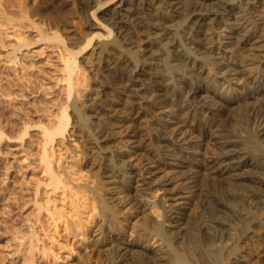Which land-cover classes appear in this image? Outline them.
<instances>
[{"label": "rangeland", "instance_id": "374dc122", "mask_svg": "<svg viewBox=\"0 0 264 264\" xmlns=\"http://www.w3.org/2000/svg\"><path fill=\"white\" fill-rule=\"evenodd\" d=\"M98 1L41 0L38 4L41 14L33 23L24 20L10 24L0 18L3 43L2 46L0 42V264H121L123 261L126 264H187V261L188 264H235L236 260L237 264H264V142L259 141L256 133L264 127V94H256L255 99L244 95L254 85L264 87V40H261L264 37L257 39L261 43L253 50L241 49L230 39L233 44L215 43V51L203 53L186 41L187 17L171 16L170 38L161 41L163 51L157 65H145L132 45L119 41L116 31L98 19L102 7L108 8L118 0ZM182 1L188 5L199 2ZM228 1L235 7L231 11L233 15L230 13L214 24L217 30L212 34L213 39L224 34L234 37L239 31L256 35L258 30L254 29L257 27L253 21L250 23L251 18L261 14V9L264 13V7L256 9L252 7L254 4L241 0ZM151 3L158 11L172 13L164 8L163 0H151ZM216 3L218 0H204L202 8L211 11L217 8ZM92 11L98 16L92 17ZM247 24L251 25L249 30L245 28ZM36 26L50 35L48 31L55 32L58 28L61 43L39 37ZM158 36V40L164 38L161 33ZM84 37L94 39L74 57L80 83L74 85L67 97L66 81L62 80L64 74L67 77L61 60L65 54L62 49L78 50L85 42ZM171 41L177 42L180 49L183 47L185 55L203 60L198 78L190 61L174 59ZM94 43L98 44L97 48ZM14 47V54L8 56ZM226 57L233 64L239 61L237 64L243 66L238 81L237 76L233 79L222 70L220 63ZM102 64H109L113 68L110 70H116L121 78L112 80L103 72ZM131 76L144 77L145 83L132 85ZM71 79L74 84L76 77ZM153 83L158 89L150 90ZM189 83L205 84V107L188 96ZM5 85L12 92L7 97L3 93ZM141 86L147 88L139 90ZM234 98L236 102L232 101ZM62 104L71 114L67 129L62 135L54 136L52 148H47L52 149L48 152L53 159L51 168L57 171L54 173L61 178L62 185L65 184V188L61 184L55 188L48 185V175L44 165L41 166V136L55 120ZM23 120L29 127L26 135L17 138ZM172 121L185 128L183 136H176L178 139L166 129L173 127ZM162 135L170 139L164 143ZM181 137L186 141L180 142ZM225 137L232 140L237 152L234 166L237 167L240 158L248 162L229 173H235L231 175L233 179L228 175H223V179L204 169L209 156L222 151L213 144V138ZM189 156L193 159L190 170L203 165L196 175L198 190H191L190 183L183 179L188 167L176 165L180 164L179 159ZM39 204L43 205L41 209ZM176 218H180L181 226L173 222ZM29 242H34L36 247L32 263L27 262L24 253Z\"/></svg>", "mask_w": 264, "mask_h": 264}, {"label": "bare ground", "instance_id": "6f19581e", "mask_svg": "<svg viewBox=\"0 0 264 264\" xmlns=\"http://www.w3.org/2000/svg\"><path fill=\"white\" fill-rule=\"evenodd\" d=\"M41 0H0V18H2L1 20H3V21H5L6 23L8 22V23H10V22H14V21H28V22H30V23H33L34 21H33V19L35 20V17L37 16V19L39 18L38 16H40V14H41V12L39 11V9H38V4H39V2H40ZM45 2H46V0H44ZM50 1V0H49ZM100 1V0H99ZM98 1V2H99ZM103 1V0H102ZM113 1H115V0H113ZM204 2V0H199V2L197 1V2H189L190 4L188 5V3L186 4H183L184 2L182 1V0H163V3H164V8H166L167 9V11L168 12H172V13H170V14H167L166 12L165 13H163L164 11H158V9H155L154 7H153V5H152V3H153V1H152V3L150 4V2H151V0H150V2L148 1V0H118L117 2H115V3H113L110 7L108 6V8H104L103 9V7H102V9H100L99 11H98V13H99V16L96 14V13H94L93 11L91 12V16L92 17H94V15L96 14L97 16H98V19L99 20H101V21H103V23H105V24H109L110 25V27L112 28V29H114L115 31H116V36H117V38H118V40L119 41H121L122 43H125V45H129V46H131L132 45V47L135 49L134 51L135 52H138L139 53V58H140V62H141V64H147V65H155L156 64V61L158 60V56H160V54H161V51H163V45L161 44L162 42V40H164V39H168V38H170L168 35H169V28H170V26H172V25H170L168 22H169V20H170V18H171V16H177L178 17V15H185L186 17H187V28H184V29H186L185 30V38H186V41L188 42V45H191V46H193V45H195V48L197 47L198 48V50H201L203 53H205L206 51H208L209 50V53H210V51H215V43H217V44H226V46H227V44H233V42H230L229 40L230 39H234L235 40V43H237L238 44V46H240V48L241 49H245V48H248L249 50L250 49H256V47L259 45H256L257 43H261V40H264V38L263 39H261V40H257L258 38H261V37H264V13H263V11H262V9H261V14H259V13H256L257 15H254V12L255 11H253V9H252V11H253V15L254 16H252V14H251V16L252 17H254V18H251V24H252V21L254 22V24H255V27H257V28H254V26H253V28L256 30H258L257 31V33H256V35H252L251 33H249V32H247V31H243L242 33H237V35L236 36H232L233 35V33H232V37H230L229 35L228 36H226L225 34L224 35H222V36H220V39L219 38H217V39H213V36H212V34H213V32H215V29L217 30V28H216V25H214L215 23H217L219 20H222L225 16H227V15H230V13H231V11L233 10L234 11V6L231 4V3H229V1L228 0H218V3H216L217 4V8L216 9H213V10H211V11H209V9H208V11H205L202 7V3ZM206 1V0H205ZM217 1V0H216ZM48 2V1H47ZM51 2H52V0H51ZM50 2V3H51ZM55 2H57V1H55ZM62 2V1H61ZM66 2H67V0H66ZM72 2V1H71ZM81 2V1H80ZM91 2V1H90ZM97 2V3H98ZM241 2H244V3H248V4H254L252 7L253 8H260V7H264V0H241ZM58 3V2H57ZM77 3V2H76ZM42 4V3H41ZM59 4V3H58ZM58 4H56L57 6H59ZM65 3L63 2V5H64ZM70 4V3H69ZM96 4V3H95ZM45 5V4H44ZM55 5V4H54ZM97 5V4H96ZM186 5V6H185ZM40 6V5H39ZM61 6V5H60ZM70 6V5H69ZM99 6L100 5H98V8H99ZM42 7H43V5H42ZM41 7V8H42ZM72 7V6H71ZM76 7V6H75ZM45 8V7H44ZM69 8V7H68ZM95 8V7H94ZM97 8V9H98ZM157 8V7H156ZM205 8V7H204ZM238 8V7H237ZM56 9H58V8H56ZM81 9V8H80ZM50 10V9H49ZM72 10V9H71ZM89 10V9H88ZM239 10V9H238ZM259 11H260V9H258ZM264 10V9H263ZM42 11V10H41ZM43 12V11H42ZM47 12V11H46ZM74 12V11H73ZM244 12V11H243ZM249 12V11H248ZM63 13V12H62ZM70 13V12H69ZM236 13V12H235ZM246 14H247V12H245ZM250 13H251V10H250ZM64 14H65V12H64ZM71 14V13H70ZM73 14V13H72ZM240 14V13H239ZM243 14V13H242ZM242 14H241V16H242ZM44 15V14H43ZM42 15V16H43ZM47 15H48V13H47ZM51 15H53V14H51ZM50 15V16H51ZM55 15V14H54ZM58 15H61L60 13L58 14ZM75 15V14H74ZM231 15H233L232 13H231ZM238 15V14H237ZM237 15L235 16V17H237ZM49 16V15H48ZM47 16V17H48ZM63 16V15H62ZM243 16H245V14L243 15ZM46 17V16H45ZM55 17V16H54ZM58 17V16H57ZM238 17H239V15H238ZM237 17V18H238ZM249 17V16H248ZM41 18V17H40ZM182 18V17H181ZM44 19V18H43ZM58 19H60L59 17H58ZM77 19V18H76ZM79 19V18H78ZM179 19V18H178ZM177 19V20H178ZM239 20H240V17L238 18ZM237 19V20H238ZM46 20H48V18L46 19ZM61 20V19H60ZM40 21V20H39ZM71 21V20H70ZM248 21H250V20H248ZM5 22H3L4 23V25L6 24ZM55 22V21H54ZM56 22H57V20H56ZM59 22V21H58ZM221 22V21H220ZM236 22V21H235ZM234 22V23H235ZM238 22V21H237ZM19 23V22H18ZM22 23V22H21ZM24 23V22H23ZM173 23V22H172ZM219 23V22H218ZM239 23V22H238ZM247 23H249V22H247ZM11 24V23H10ZM9 24V25H10ZM14 24H16V23H14ZM40 24H43V23H40ZM53 24V23H52ZM55 24V23H54ZM240 24V23H239ZM244 24V23H243ZM7 26H8V24H6ZM30 25V24H29ZM33 25V24H32ZM50 25V24H49ZM58 25V24H57ZM66 25V24H65ZM94 25V24H93ZM170 25V26H169ZM248 25V24H247ZM6 26V27H7ZM19 26V25H18ZM22 26V25H21ZM107 26V25H106ZM239 26H241V24L239 25ZM245 26V25H244ZM251 26V25H250ZM249 25L247 26V27H245V28H247V30H249L248 29V27H250ZM35 27V26H34ZM61 27V26H60ZM86 27V26H85ZM109 27V28H110ZM237 27V26H236ZM242 27H243V25H242ZM2 28V27H1ZM8 28V27H7ZM17 28V27H16ZM15 28V29H16ZM22 28V27H21ZM25 28V27H24ZM27 28V27H26ZM30 28V27H29ZM36 28H37V30H38V32H39V34H40V36L39 37H41L42 39H47V40H49V41H56V42H58V43H61V39H60V35L58 34V32H56V30L58 29H55V32H54V30H53V32L52 31H48L49 33L51 32V35L50 34H48L47 32H45V31H43V30H41V29H39V27H37L36 26ZM36 28L34 29V30H36ZM54 28V27H53ZM95 28V27H94ZM100 28V27H99ZM102 28V27H101ZM232 28H233V25H232ZM244 28V27H243ZM19 29V28H18ZM51 29V28H50ZM97 29V28H96ZM104 29V28H103ZM230 29V28H229ZM83 30V29H82ZM91 30V29H90ZM183 30V29H182ZM239 30V29H238ZM237 30V31H238ZM246 30V29H245ZM18 31H21V30H18ZM58 31V30H57ZM101 31V30H100ZM184 31V30H183ZM229 31V30H228ZM233 31V30H232ZM236 31V32H237ZM252 31V30H251ZM37 32V31H36ZM61 32H62V30H61ZM65 32V31H64ZM254 32V31H253ZM252 32V33H253ZM162 34L163 35V39H161V40H158V38L157 37H159L158 35L159 34ZM38 34V33H37ZM88 35V34H87ZM87 35H85V36H87ZM20 36V35H19ZM24 36V35H23ZM22 36V37H23ZM66 36V35H65ZM90 36V35H89ZM93 36H94V34H93ZM212 36V37H211ZM218 36V37H219ZM255 36V37H254ZM16 37V36H15ZM27 37V36H26ZM37 37V36H36ZM38 37V38H39ZM64 37V36H63ZM98 37V36H97ZM162 37V36H161ZM160 37V38H161ZM225 37V38H224ZM20 38V37H19ZM28 38V37H27ZM27 38H25V39H27ZM37 38V39H38ZM80 38V37H79ZM85 38V42H83V44H82V42H81V44L82 45H80L77 49L78 50H76V51H72V50H67V49H62L61 47V49H62V51L64 50V52H65V54H63V57H62V62L64 63V68L63 67H61V68H63V70H64V72H66L67 73V77L65 76V74H64V76H63V78H62V80L63 81H66L65 83H66V85H64L65 87V89L66 90H64V91H67V97L69 96V94H70V91L74 88V85L75 84H77V86L79 85V83H80V79H79V77H78V70H79V67L76 65V61H75V59H74V57L79 53V52H81L82 50H84L87 46H89L90 45V43H91V41H92V39H94L93 37H89V38H86V37H84ZM253 38L255 39V41H253ZM22 38H20V40H21ZM65 39H66V37H65ZM71 39V38H70ZM98 39V38H97ZM96 39V40H97ZM222 39H227V40H222ZM23 40V39H22ZM31 40V39H30ZM171 40V39H170ZM214 40V41H213ZM233 40V41H234ZM31 41H33V40H31ZM35 41V40H34ZM80 41H81V39H80ZM98 41V40H97ZM0 42L2 43V40L0 39ZM99 42V41H98ZM30 43V42H29ZM100 43V42H99ZM102 43V42H101ZM111 43V42H110ZM14 44V43H13ZM54 44V43H53ZM56 44V43H55ZM79 44V43H78ZM17 45V44H16ZM48 45H49V43H48ZM59 45V44H58ZM58 45H56V47H57V49H58ZM94 45H95V43H94ZM97 43H96V48H97ZM110 45V44H109ZM111 45H113V44H111ZM118 45V44H117ZM256 45V46H255ZM2 46H3V43H2ZM13 46V45H12ZM108 46V45H107ZM191 46H189V47H191ZM231 46V45H230ZM229 46V47H230ZM235 46H237V45H235ZM237 46V47H238ZM254 46V47H253ZM74 47V46H73ZM131 47V48H132ZM170 47H172V55H173V57H174V59L175 60H180V59H186L188 62L190 61L191 63H192V67H195V69H196V74H197V78H198V72H200L201 71V69L199 70V68H202L201 66L204 64V62H202L203 60L202 59H199V58H192L191 56L189 57V56H187L188 54H187V52H185L187 55H185L184 53H182V48L180 49V45L179 44H177V42H175V41H171L170 42ZM259 47V46H258ZM12 48V47H11ZM10 48V49H11ZM53 48V47H52ZM60 48H59V51H60ZM92 48H93V46H92ZM110 48V47H109ZM231 48V47H230ZM236 48V47H235ZM240 48H239V50H240ZM8 49V48H7ZM55 49V48H54ZM76 49V48H75ZM75 49H73V50H75ZM100 49V48H99ZM105 49V48H104ZM171 49V48H170ZM185 50H186V48H184ZM15 50H16V48L14 47L13 49H11L8 53H7V55L8 56H12L13 54H14V52H15ZM98 50V49H97ZM133 50V49H132ZM234 50V49H233ZM264 50V49H263ZM58 51V52H59ZM232 51V50H231ZM7 52V51H6ZM61 52V51H60ZM60 52H59V55H62V54H60ZM170 52V51H169ZM201 52V53H202ZM240 52V51H239ZM165 53V52H164ZM207 53V52H206ZM233 53V52H232ZM235 53V52H234ZM89 54V53H88ZM241 54V53H240ZM251 54V53H250ZM253 54V53H252ZM19 55V54H18ZM17 55V56H18ZM208 55V54H207ZM249 55V54H248ZM259 55V54H258ZM5 56H6V54H5ZM241 56V55H240ZM246 56H247V54H246ZM262 56H264V55H262ZM261 56V57H262ZM20 57V56H19ZM60 57V56H59ZM201 57V56H200ZM243 57H244V55H243ZM83 58V57H82ZM85 58V57H84ZM91 58V57H90ZM108 58V57H107ZM18 59V58H17ZM22 59L23 58H21L20 60L22 61ZM113 59V58H112ZM110 60V59H109ZM229 60H231V59H228L227 57H226V60L224 61L223 60V62L222 63H220L219 61V63H220V66L222 67L223 66V68H222V70L223 71H225L226 73H230L229 74V77H230V75L233 77V79L235 78L236 79V76L237 75H240L241 74V72L244 70V69H242L241 68V66L242 65H240V63L239 64H237L238 62H235V61H233V62H235L234 64L231 62V61H229ZM260 60H262V59H260ZM259 60V61H260ZM7 61V60H6ZM106 61V60H105ZM222 61V60H221ZM20 62V61H19ZM23 62V61H22ZM245 62V61H244ZM263 62V61H262ZM9 63V62H8ZM13 63H17L16 61H14L13 60ZM85 63V62H84ZM88 63V62H87ZM159 63V62H158ZM10 64V63H9ZM12 64V63H11ZM22 64H25V63H22ZM110 64V63H109ZM109 64L108 65H103L102 67L104 68V73L108 76V77H110L112 80H119L120 78H121V74H119L118 72H116V70L114 71H112V70H110L112 67H109ZM138 64V63H137ZM161 64V63H160ZM242 64V63H241ZM20 65V64H19ZM80 65H81V63H80ZM157 65V64H156ZM232 65H236L237 66V68H235L234 66H232ZM10 66V65H9ZM13 66H15V65H13ZM21 66V65H20ZM28 66V65H27ZM162 66V65H161ZM22 67H23V65H22ZM26 67V66H25ZM33 67V66H32ZM160 67V66H159ZM243 67V66H242ZM29 68V67H28ZM31 68V67H30ZM82 67H80V69H81ZM149 68H150V66H149ZM179 68V67H178ZM247 68H250V67H248L247 66ZM101 69V68H100ZM113 69V68H112ZM117 69V68H116ZM164 69V68H163ZM27 70V69H26ZM25 70V71H26ZM62 70V69H61ZM63 70H62V72H63ZM143 70V69H142ZM157 70V69H156ZM186 70V69H185ZM137 71V70H136ZM152 71V70H151ZM163 71V70H162ZM189 71V70H188ZM195 71V70H194ZM63 72V73H64ZM80 72V71H79ZM141 72V71H140ZM153 72V71H152ZM155 72V71H154ZM164 72V71H163ZM183 72V71H182ZM244 72V71H243ZM249 72V71H248ZM252 72V71H251ZM26 73V72H25ZM75 74V75H72V74ZM83 73H84V71H83ZM82 73V74H83ZM145 73V72H144ZM147 73V72H146ZM188 73V72H187ZM190 73V72H189ZM218 73H219V71H218ZM225 73V74H226ZM240 73V74H239ZM31 74V73H30ZM82 74H80V76L82 75ZM140 74V73H139ZM191 74H193L192 73V71H191ZM219 74H221V73H219ZM224 74V75H225ZM8 75V74H7ZM83 75H85V74H83ZM189 75V74H188ZM243 75V74H242ZM244 75H246V74H244ZM25 76V75H24ZM76 77V79H75V83L73 84V82H72V79H71V77ZM86 76V75H85ZM140 76H144L145 77V75L142 73V74H140ZM193 77H194V75H192ZM221 76V75H220ZM26 77V76H25ZM131 77H134V76H131ZM144 77H138L137 78V76H135L134 78H132L131 80L130 79H128V80H130L131 81V84L132 85H134L135 83H138L139 84V82H141L142 84L143 83H145V79H143ZM167 77V76H166ZM177 77V76H176ZM240 77H243V76H240ZM254 77V76H253ZM20 78V77H19ZM175 78V77H174ZM189 78H191V76L189 75ZM200 78V77H199ZM6 79H8V78H6ZM86 79V78H85ZM187 79H188V77H187ZM196 79V78H195ZM194 79V80H195ZM232 79V78H231ZM232 79V80H233ZM238 79H239V77L237 76V79H236V81H238ZM123 80V79H122ZM149 80V79H148ZM156 80V79H155ZM180 80V79H179ZM231 80V81H232ZM243 80V79H242ZM252 80H253V78H252ZM28 81V80H27ZM30 81H32V80H30ZM144 81V82H143ZM191 81H193V80H191ZM190 81V82H191ZM196 81V80H195ZM194 81V82H195ZM202 81V80H201ZM7 82V81H6ZM14 82V81H13ZM34 82V81H33ZM147 82V81H146ZM150 82H151V80H150ZM149 82V83H150ZM156 82V81H155ZM188 82V81H187ZM9 84H10V82H8ZM87 83H88V81H87ZM86 83V84H87ZM158 83V82H157ZM157 83H155V84H157ZM192 83V82H191ZM197 83V82H196ZM195 83V85H194V83L193 84H190L189 83V88H187V90H186V92H187V94H188V96L192 99V100H194L195 102H197L200 106H202V107H205V104H207L206 102H207V100H206V98L204 97V95H203V92L206 90V87H205V84H200V85H198V84H196ZM199 83H200V81H199ZM243 83H245V82H243ZM247 83V82H246ZM252 83H253V81H252ZM256 83V82H255ZM15 84V83H14ZM239 84V83H238ZM242 84V83H241ZM13 85V84H12ZM17 85V84H16ZM81 85V84H80ZM141 85V84H140ZM163 85V84H162ZM170 85V84H169ZM180 85V84H179ZM254 85V84H253ZM6 87H7V85H5ZM210 86V85H209ZM241 86V85H240ZM243 86V85H242ZM5 87V91L3 92L4 93V95L7 97V96H10L11 95V93L12 92H10L11 91V89L9 90V87H7L6 88ZM10 87H12L11 86V84H10ZM75 87H76V85H75ZM142 87V86H141ZM156 87V89H158L157 88V86H155L154 85V83H153V85H152V87L150 88V90L152 89V88H155ZM251 87V86H250ZM63 88V87H62ZM81 88V87H80ZM131 88V87H130ZM138 88V87H137ZM136 88V89H137ZM140 88V87H139ZM145 88H147V87H142L141 89H139V90H144ZM149 88V87H148ZM174 88V87H173ZM248 88V87H247ZM75 89H78V88H75ZM76 91V90H75ZM74 91V92H75ZM79 92V91H78ZM246 93L244 94V95H246L248 98H253V99H255L257 96H255L256 94L258 95V94H264V87H262L261 85H254V87L253 88H248L246 91H245ZM1 94H2V92H1ZM15 95L17 94V93H14ZM138 94V93H137ZM207 94V93H206ZM3 95V96H4ZM24 96V95H23ZM79 96V95H78ZM161 96V95H160ZM171 96V95H170ZM5 97V98H6ZM12 97V96H11ZM255 97V98H254ZM245 98V97H244ZM13 99V98H12ZM162 99L163 98H159V99H157L158 101H162ZM171 99V98H170ZM63 101V100H62ZM74 101V100H73ZM233 102H236L237 100L234 98L233 100H232ZM62 103V102H61ZM60 103V104H61ZM64 103H66V102H64ZM63 103V104H64ZM56 104V103H55ZM63 104L62 105H60L58 108V113L55 115V120H52V121H50V122H52L51 124L49 123V126H48V128H45V130H44V132H43V135L41 136L42 137V139L41 140H43V145H41V146H43V151H42V155H41V158H40V162H41V166H43L44 165V171H46L45 173L48 175V185H53L55 188H57L60 184H61V188H63L64 187V185H62V180H61V178H58V176H57V173H54V172H57V171H55L53 168H51V163H53V159H50V152H49V150H47V148H52L51 147V144L53 143V140H55L54 139V136H56V135H62L65 131H66V129H67V126H68V123H69V115H71V114H68V112H67V108H66V106H63ZM155 104H156V101H155ZM59 105V104H58ZM160 106V105H159ZM221 106V105H220ZM229 107V106H228ZM158 108V107H157ZM172 108V107H171ZM217 108V107H216ZM215 108V109H216ZM36 109V108H35ZM162 109V108H161ZM220 109V108H219ZM24 110V109H23ZM36 110H38V109H36ZM210 110H212V109H210ZM24 111H26V110H24ZM44 111V110H43ZM208 111V110H207ZM70 112H72V111H70ZM224 112V111H223ZM24 113V112H23ZM206 113V112H205ZM230 113V112H229ZM25 114V113H24ZM74 114V113H73ZM157 114V113H156ZM28 115V114H27ZM217 115V114H216ZM52 116V115H51ZM73 116V115H72ZM71 116V117H72ZM28 117V116H27ZM26 117V118H27ZM53 117V116H52ZM54 118V117H53ZM74 118V117H73ZM212 118V117H211ZM28 119V118H27ZM76 119V118H75ZM156 119V118H155ZM220 119V118H219ZM29 120V119H28ZM74 120V119H73ZM22 121V120H21ZM31 121V120H30ZM29 121V122H30ZM34 121H36V120H34ZM164 121V120H163ZM168 121V120H167ZM42 122V123H41ZM40 123L41 124H43V120L41 121ZM74 122V121H73ZM218 122V121H217ZM23 125H22V128H21V130H22V132L20 131H17L18 133V136H17V134L15 135V136H17V138H22V136H24V135H26V133H27V129H28V127H29V124H27V122H24V120H23ZM32 123V122H31ZM39 123V122H38ZM39 123V124H40ZM136 123V122H135ZM205 123V122H204ZM32 124H35V123H32ZM40 124V125H41ZM74 124H75V122H74ZM77 124V123H76ZM127 124V123H126ZM171 124H173V127H167L166 125V129H168V130H171V132H172V134L171 135H173V136H175V139L179 136V135H182V134H184L183 133V130L185 129L184 127H182L183 125H178V123L176 122L175 123V121H172L171 122ZM15 125V124H14ZM35 125H37V124H35ZM46 125H48V123L46 124ZM80 125V124H79ZM121 125V124H120ZM4 126H5V124H4ZM18 126V125H17ZM33 126V125H32ZM108 126V125H107ZM139 126V125H138ZM162 126V125H161ZM7 127V126H6ZM19 127V126H18ZM123 127V126H122ZM125 127V126H124ZM73 128H74V125H73ZM0 129H2V127H0ZM126 129H128V128H126ZM130 129V128H129ZM134 129V128H133ZM195 129V128H194ZM242 129V128H241ZM20 130V129H19ZM141 130V129H140ZM219 130V129H218ZM13 131V130H12ZM81 131V130H80ZM166 131V130H165ZM242 132V131H241ZM244 132V131H243ZM40 133H42V131L40 132ZM135 133V132H134ZM187 133V132H186ZM256 133H257V135H258V139H259V141H261V142H264V127H261L260 129H257V131H256ZM132 134V133H131ZM163 134V133H162ZM72 135V134H71ZM169 135V134H168ZM0 136H1V134H0ZM132 136L133 135H129V137H131L132 138ZM146 136V135H145ZM170 136V135H169ZM177 136V137H176ZM183 136V135H182ZM192 136H193V134H192ZM171 137V136H170ZM195 137V136H194ZM174 138V137H173ZM180 138V137H179ZM185 138V137H184ZM219 138V137H218ZM215 139V138H213V144L214 145H217L219 148H220V150H222V151H220L218 154H217V156H209L210 158L209 159H207V163H206V165H205V168L204 169H207V170H209V171H207V172H210L211 174H214V175H218V176H222L223 177V179H225V177L223 176V175H228V176H231L232 174L234 175L235 173H232V174H230L229 175V173H231L232 172V170L233 169H235V168H237V167H240V166H244V165H247L248 164V162L247 161H244L243 159H241L240 158V160H239V162L237 163V167H235L234 166V164H236V162H235V160H237L236 159V155H235V153H237L236 152V149L234 148V147H232V145H231V142H232V140H228V138L227 137H225L226 139ZM170 138L169 137H165V135H162V138H161V140L162 141H164V143H165V141H167V140H169ZM178 139V138H177ZM230 139V138H229ZM183 140H185V139H182V137H181V139H180V142L182 141L183 142ZM207 140V139H206ZM171 141V140H170ZM179 141V140H178ZM186 141V140H185ZM42 142V141H41ZM1 143V142H0ZM58 143V142H57ZM176 143V142H175ZM179 143V142H178ZM239 143V142H238ZM241 143V142H240ZM249 143V142H248ZM180 144H183V143H179L178 145H180ZM236 145V144H235ZM49 146V147H48ZM163 146V145H162ZM54 147V146H53ZM238 147V146H237ZM165 149H167V148H165ZM215 149V148H214ZM52 150V149H51ZM50 150V151H51ZM185 150V149H184ZM216 151V150H215ZM218 151V150H217ZM239 151V150H238ZM48 152H49V154H48ZM41 153V152H40ZM51 153H53V152H51ZM214 153V154H215ZM136 154V153H135ZM164 154V153H163ZM52 155V154H51ZM39 156V155H38ZM239 157V156H238ZM192 156H189V157H187V158H183V159H179L178 161H180V164H176L177 166H180V167H182V168H187L188 167V171L185 173L186 175L183 177V179L186 181H188L189 183H190V186H188L191 190H193V188L195 189V190H198L199 189V185H198V180H197V178H196V175L198 174V172H199V169L202 167L203 168V165H198L197 166V168H194L193 170H190V169H192V168H190L189 169V166L191 165V162H192ZM38 161H39V159H38ZM43 163V164H42ZM195 163V162H194ZM203 163V162H202ZM54 171H53V170ZM244 170V169H243ZM206 171V170H205ZM237 171V170H236ZM240 172V171H239ZM59 174V173H58ZM207 174H209V173H207ZM237 174V173H236ZM240 174V173H239ZM46 175V176H47ZM60 175H61V172H60ZM59 175V176H60ZM204 175V174H203ZM232 175V176H233ZM213 176V175H212ZM232 176L230 177L231 179H233L232 178ZM236 176V175H235ZM204 177V176H203ZM207 177V176H206ZM214 177H216V176H214ZM221 177V178H222ZM237 177V176H236ZM235 177V178H236ZM241 177V176H240ZM217 178V177H216ZM227 178V177H226ZM257 178V177H256ZM222 179V180H223ZM228 179V178H227ZM238 179V178H237ZM253 179V178H252ZM212 180V179H211ZM260 180V179H259ZM227 182V181H226ZM234 182V181H233ZM237 182V181H236ZM255 182V181H254ZM40 183V182H39ZM183 183V182H182ZM201 183V182H200ZM256 183V182H255ZM261 183V182H260ZM188 184V183H187ZM263 184V183H262ZM254 186V185H253ZM264 187V186H263ZM65 188V187H64ZM186 188V187H185ZM181 189V188H180ZM187 189V188H186ZM58 190V189H57ZM201 190V189H200ZM259 190V189H258ZM261 190V189H260ZM56 191V190H55ZM186 191V190H185ZM97 194V193H96ZM14 197V196H13ZM12 197V198H13ZM100 198V197H99ZM15 200H17V198H14ZM160 203V202H159ZM217 203V202H216ZM215 204V203H214ZM172 205V204H171ZM11 206V205H10ZM43 207V205H41V204H39V209H41ZM11 208V207H10ZM13 209V208H12ZM171 210V209H170ZM173 210V209H172ZM176 211V210H175ZM11 212V211H10ZM38 213V212H37ZM179 213V212H178ZM182 214V213H181ZM36 217H37V215H36ZM174 217V216H173ZM172 217V218H173ZM180 217V216H179ZM35 218V217H34ZM180 218H182V217H180ZM180 218H179V220H180ZM174 220V219H173ZM179 220H178V218H176L175 219V221H173L176 225H177V227L178 226H181V222H179ZM187 221V220H186ZM188 221H189V219H188ZM187 221V222H188ZM186 222V223H187ZM81 223V222H80ZM183 224H185V223H183ZM75 226H77V225H75ZM12 227V226H11ZM184 228V227H183ZM17 232V231H16ZM15 233V232H14ZM175 234V233H174ZM138 235V234H137ZM23 236V235H22ZM26 237V236H25ZM24 237V238H25ZM22 238V237H21ZM28 238V237H27ZM26 238V240L28 241L29 240V238L27 239ZM166 238V237H165ZM183 238V237H182ZM247 240V239H246ZM35 242V241H34ZM34 242L32 243V242H29V245H28V249L26 248V250H25V252L24 253H26L27 255H26V260H27V262L29 261V263H32V259H33V255H34V249H36V247L34 248ZM123 242V241H122ZM125 242V241H124ZM191 242V241H190ZM194 243V242H193ZM20 244V243H19ZM21 245V244H20ZM36 245V244H35ZM245 245V244H244ZM19 246V245H18ZM25 246H26V244H25ZM246 246V245H245ZM244 246V247H245ZM252 246V245H251ZM195 247V246H194ZM241 247V246H240ZM239 247V248H240ZM118 248H120V247H118ZM190 248H192V247H190ZM237 248V247H236ZM238 248V250L237 251H239L240 249ZM241 248H243V246L241 247ZM129 249V248H128ZM184 249V248H183ZM196 249V248H195ZM249 249V248H248ZM251 249V248H250ZM24 250V249H23ZM126 250V252H128L127 251V248L125 249ZM131 250V249H130ZM242 250V249H241ZM124 251V250H123ZM19 252H21V251H19ZM130 252V251H129ZM194 252V251H193ZM243 252V251H242ZM249 252V251H248ZM252 252V251H251ZM250 252V253H251ZM142 253V252H141ZM196 253V252H195ZM130 254V253H129ZM143 254V253H142ZM203 254V253H202ZM245 254V253H244ZM261 254V253H260ZM263 254V253H262ZM148 255V254H147ZM183 255V254H182ZM204 255V254H203ZM242 256H243V254H241ZM165 256V255H164ZM197 256V255H196ZM240 256V255H239ZM120 257H122V256H120ZM125 257V256H124ZM127 257V256H126ZM182 257H184V256H182ZM211 257V256H210ZM243 257H247L246 255H244ZM243 257H241L240 256V258H242V259H244ZM159 258H160V256H159ZM173 258V257H172ZM175 258V257H174ZM187 258V257H186ZM196 258V257H195ZM235 258V257H234ZM161 259V258H160ZM159 259V260H160ZM168 259V258H167ZM182 259V258H181ZM192 259V258H191ZM204 259V258H203ZM246 259V258H245ZM175 260V259H174ZM126 261V260H125ZM128 262H130L129 260H127ZM190 261V260H189ZM233 261H235V260H233ZM232 261V262H233ZM237 261L238 260H236V263L235 264H237ZM261 261V260H260ZM26 262V261H25ZM160 262V261H159ZM168 262V261H167ZM169 262H170V260H169ZM176 262V261H175ZM186 262V260L184 261V263ZM191 262V261H190ZM246 262V261H245ZM254 262V261H253ZM131 263V262H130ZM200 263V262H199ZM206 263V262H205ZM204 263V264H205ZM119 264V263H118ZM121 264H126V263H124V261H123V263H121ZM127 264H129V263H127ZM145 264V263H144ZM163 264H164V262H163ZM166 264V263H165ZM172 264V263H171ZM176 264V263H175ZM180 264V263H179ZM187 264H188V261H187ZM191 264V263H190ZM233 264V263H232ZM238 264H239V262H238Z\"/></svg>", "mask_w": 264, "mask_h": 264}]
</instances>
